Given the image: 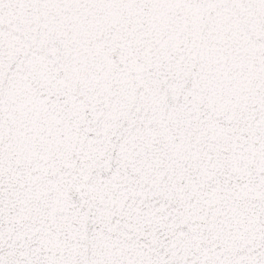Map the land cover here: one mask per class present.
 I'll list each match as a JSON object with an SVG mask.
<instances>
[{"label": "snow or ice", "instance_id": "1", "mask_svg": "<svg viewBox=\"0 0 264 264\" xmlns=\"http://www.w3.org/2000/svg\"><path fill=\"white\" fill-rule=\"evenodd\" d=\"M0 264H264V0H0Z\"/></svg>", "mask_w": 264, "mask_h": 264}]
</instances>
